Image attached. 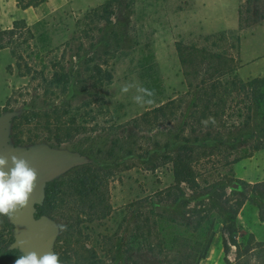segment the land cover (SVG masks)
<instances>
[{"label":"rangeland","instance_id":"rangeland-1","mask_svg":"<svg viewBox=\"0 0 264 264\" xmlns=\"http://www.w3.org/2000/svg\"><path fill=\"white\" fill-rule=\"evenodd\" d=\"M106 1L46 0L39 7L23 10L16 0H0V27L10 29L15 21L24 20L34 34L33 50L45 62L62 57L67 50V59L80 53L81 60H73L75 65L101 64L104 71L111 73L112 82L105 89L103 111L97 113L100 122L124 124L187 90L175 48L180 39L214 50H229L233 46L231 53L238 54V45L230 33L239 32L222 30L237 24L238 16L234 14L232 0H208L205 10L202 4L206 0H122V4L111 11L110 26L97 24L96 18L91 23L92 11ZM245 4H241L245 6L244 11L253 8L255 14L264 13V0L256 7V4L251 7ZM96 25L100 27L98 30ZM209 36L213 38L206 41ZM253 40L251 37L244 40L243 47L252 48ZM69 42L71 46L67 45ZM238 76L243 80L249 79L242 76L240 69ZM29 82L28 77L22 76L10 49L0 51V116H11L9 145L15 149L45 145L81 155L83 162L66 168L56 179L84 175L82 169L91 165L96 170L97 193L105 198L100 209H106L107 216L93 214L86 206L79 217H72L70 212L75 215L73 212L77 211L72 202L67 209L56 214V219L49 218L57 228L53 249L60 264H178L179 252L193 250L194 244L200 241L196 231L198 218L193 210L206 208L197 206L196 202H191L186 209L181 208L161 200L157 194L174 183L172 166L164 164L162 156L166 146L176 142L181 123L169 129L164 127L143 133L120 131L118 137L86 136L61 146L42 139L34 144L25 139L24 145H15L11 140L14 118L26 109H49L43 99L34 100L32 88L31 99L23 96L15 102L16 93L26 88ZM125 87L127 92L122 91ZM140 88L148 89L150 94L140 92ZM82 92L80 85L73 83L68 93L61 94L54 103L74 102ZM137 94L145 101L150 99L151 103L137 102L134 99ZM10 99L13 101L9 104ZM26 100L29 102L25 103ZM234 111L235 108L229 112L233 121L239 123L242 118L237 117V111L234 115ZM215 134L212 132L211 137H199V144H216ZM186 136L194 139L189 133ZM221 138L228 147L246 141L251 143L264 139V125L256 126L252 122L248 130L238 128L232 134L224 133ZM221 151L224 149L219 148L213 157L201 161L204 170L212 171V180L219 179V173L228 171L218 168L225 161V154ZM231 170L236 180L251 185L264 182V150L233 165ZM105 182H108L107 190ZM233 185L239 186V195L248 199L239 213L237 232L233 235L226 232L225 244L223 226H218L207 258L200 264H264V224L259 219V211L264 209V193L235 181ZM182 188L187 199L205 200L207 204L213 202L221 208L217 191L208 190L195 195L188 185L182 184ZM233 191L228 187V196L235 199ZM4 218L0 216V249L8 247L15 250L11 248L15 239L14 229H9ZM172 219H176V223H171ZM8 220L11 223V218ZM177 237L184 247L173 244ZM233 240L241 245V252L249 248L239 261L236 259L237 248L231 244ZM186 245L191 246L188 248Z\"/></svg>","mask_w":264,"mask_h":264},{"label":"trees","instance_id":"trees-1","mask_svg":"<svg viewBox=\"0 0 264 264\" xmlns=\"http://www.w3.org/2000/svg\"><path fill=\"white\" fill-rule=\"evenodd\" d=\"M262 1L248 0L245 5L251 7L256 4L254 6L256 7L257 3L260 4ZM16 2L19 8L27 10L39 7L46 0H16ZM120 4L122 0L106 1L92 11L93 16L90 22L94 23L93 20L96 18L97 24L110 26L111 11ZM244 7L241 5L238 12L240 31L251 30L264 23V13L255 14L253 8L244 11ZM246 14L248 16H245ZM98 28H100L99 25H96L97 30ZM85 34L89 33L85 32ZM230 34L239 45L240 34L236 32ZM211 38L213 36L206 37L205 40L209 41ZM33 40L34 34L24 20L15 21L10 29L0 27V51L10 49L12 56L18 62L22 76L28 77L30 81L26 88L16 93L18 96H15L16 101H14L18 102L23 96H30L31 99L30 88H32L35 94L34 100L43 99L49 106V109L43 111L35 108L26 109L14 118L11 126V140L14 144L24 145L25 139L30 144H34L36 140L42 139L61 146L74 143L86 136L118 137L120 131L143 133L164 127L169 129L174 124L181 123L182 129L175 137L176 142L167 145L162 156L164 164L172 166L174 183L157 194L161 200L169 201L181 208L186 209L191 202L206 208L193 210L198 218L196 231L200 241L194 244L193 250L179 252L177 262L178 264H200L205 260L213 244L216 229L220 225L223 226V242L227 244L224 234L228 232L233 235L237 232L239 213L248 201L246 197L239 195L237 191H240V187L233 185V182L264 193V182L251 185L245 181L236 180L231 167L264 150V139L251 143L246 141L241 145L228 147L221 136L226 132L232 134L238 128L248 130L252 122L256 123V126L264 125V77L247 80L239 78L240 62L231 53L233 46L229 50L225 48L214 50L211 47H200L180 39L176 42L175 48L187 90L176 98L160 103L138 118L124 124L111 125V123L100 122L97 117V113L103 111L106 102L105 89L112 82L111 73L104 71L101 64L82 63L83 68L75 65L73 60L80 59V53L72 54L67 59L69 56L67 50H64L62 57H56L47 63L39 53L33 50ZM91 42L94 44L95 41ZM67 45L71 46L70 42ZM118 48H122L120 44ZM69 51L72 52L71 47ZM35 58L39 60L35 61ZM73 83L80 85L83 91L80 98L75 99L74 102L55 104L54 102L60 99L61 94L68 93ZM12 101L13 99H10L9 104ZM27 102L29 100L25 101ZM234 108L238 113L237 117L242 118L239 123L233 121V115L229 112ZM212 132L216 133L218 140L216 144L212 146L199 144L201 142L199 137H211ZM186 133L194 136V139L186 136ZM219 148L224 149L221 152L225 154V161L218 168L228 171L224 174L219 173V179L212 180V171L204 170L201 161L213 157ZM82 172L84 175H76L72 178L61 177L48 183L44 201L37 208V216L56 219V214L67 209L72 202L77 210L76 213L73 212L75 215L70 212L72 217H79L86 206L93 214L101 213L102 216H107V210L100 209L105 198L97 193L99 189L96 185V170L90 165L83 168ZM182 184L188 185L195 195L208 190L217 191L219 200L222 202L221 208L213 202L207 204L205 200L187 199ZM105 187L107 190L108 182H105ZM228 187L234 190L232 195L235 199L228 196ZM259 219L264 222L263 208L259 211ZM170 222L176 223V219ZM4 223L11 231L14 229L8 217L4 218ZM186 226L189 227V225ZM173 244L183 246L180 237L174 238ZM231 244L237 248V261L249 252L247 247L244 253L241 252V245L236 240H233ZM188 246L191 245H186ZM21 254L23 253L19 250L1 248L0 264H15V260Z\"/></svg>","mask_w":264,"mask_h":264},{"label":"water","instance_id":"water-1","mask_svg":"<svg viewBox=\"0 0 264 264\" xmlns=\"http://www.w3.org/2000/svg\"><path fill=\"white\" fill-rule=\"evenodd\" d=\"M10 115L0 116V156L15 155L28 162L37 174V184L28 206L11 217L15 239L12 249L23 254L36 252L44 255L54 252L53 240L57 234L55 224L45 216H37V208L43 203L47 184L54 181L66 168L83 162L81 155L67 150L51 149L40 145L30 149H15L9 145ZM24 240L25 247L20 248L17 241ZM56 254V253H55Z\"/></svg>","mask_w":264,"mask_h":264},{"label":"clouds","instance_id":"clouds-1","mask_svg":"<svg viewBox=\"0 0 264 264\" xmlns=\"http://www.w3.org/2000/svg\"><path fill=\"white\" fill-rule=\"evenodd\" d=\"M122 91L127 92L125 87ZM140 92L149 93L148 89L140 88ZM150 94V93H149ZM137 102L151 103L137 94L134 96ZM37 184V174L28 162L15 155L10 157L0 156V216L13 217L22 212L29 204L30 198ZM59 228V226H58ZM20 248L25 247V241H17ZM15 264H60L59 257L54 252L38 255L36 252L21 254Z\"/></svg>","mask_w":264,"mask_h":264},{"label":"crops","instance_id":"crops-1","mask_svg":"<svg viewBox=\"0 0 264 264\" xmlns=\"http://www.w3.org/2000/svg\"><path fill=\"white\" fill-rule=\"evenodd\" d=\"M207 1L202 4V9H206ZM231 1V0H229ZM234 3V14H237V24L233 23V26H227L222 30L237 31L240 34V42L238 45L237 58L240 62V73L244 78H262L264 77V23L254 27L251 30L240 31L239 30V8L243 2L247 0H232ZM233 8V7H232ZM202 27H204L202 25ZM205 29V27H204ZM221 31V30H220ZM207 32V31H205ZM218 32V31H217ZM207 33H214L207 32ZM249 37L254 38V45L252 48H244V40ZM264 224V222H261Z\"/></svg>","mask_w":264,"mask_h":264}]
</instances>
